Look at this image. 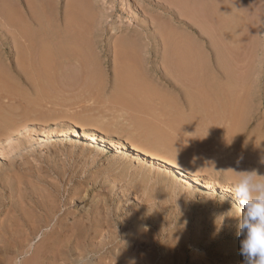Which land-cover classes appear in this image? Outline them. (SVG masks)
Here are the masks:
<instances>
[{
  "label": "rangeland",
  "instance_id": "rangeland-1",
  "mask_svg": "<svg viewBox=\"0 0 264 264\" xmlns=\"http://www.w3.org/2000/svg\"><path fill=\"white\" fill-rule=\"evenodd\" d=\"M24 2L0 0L5 10L20 16L17 22L25 18ZM68 2L81 4L86 12L76 30L86 43L87 65L83 69L79 62H69L71 69L59 78L64 82L60 89L66 90L61 96L67 104L70 98L72 107L61 104L59 95L58 103L67 108L57 104L50 110H57L52 117L43 111L46 119L42 110L36 111L35 120L31 115L30 121L19 123L24 125L19 131L0 138V264H40L52 242L58 257L69 258L67 264H242L235 217L240 206L227 189L236 177L232 169L264 174V154L256 153H260L258 142L264 143V0H50L51 24L62 28ZM2 15L0 81L32 94L17 74L19 36ZM229 18L234 22L231 28ZM184 22L198 29L196 34ZM236 22L241 28L237 31ZM217 25L216 36L223 37L220 32L226 26L235 25L234 31H240L235 44L241 42L237 48L243 56L235 49V58L243 59L246 67L242 64L237 72L246 77L251 91L250 109L240 121L229 123L223 118L214 125L210 121L214 115L205 117L189 108L188 97L162 62L163 41L154 39L166 29L167 36L173 35L170 42L182 44L187 36L201 50L200 38L206 34L202 29L214 32ZM119 39H128L133 49L128 59H116ZM128 73L144 89L132 96L136 101L120 104L114 95L129 94L117 80L129 77ZM16 102L11 105L18 113L26 103ZM87 133H94L97 140L105 137V142H94ZM132 145L145 148L146 154ZM155 149L167 158L175 155L172 159L183 169L215 189L191 182L148 156ZM53 229L56 234L51 235ZM70 235L78 238L70 240Z\"/></svg>",
  "mask_w": 264,
  "mask_h": 264
},
{
  "label": "bare ground",
  "instance_id": "bare-ground-1",
  "mask_svg": "<svg viewBox=\"0 0 264 264\" xmlns=\"http://www.w3.org/2000/svg\"><path fill=\"white\" fill-rule=\"evenodd\" d=\"M24 1H25L24 2L25 3L24 10L21 13V14H23V17H25L23 21L20 20V22H17L19 20L18 18L20 16L16 17L17 15H15V13H11L10 11L5 10L1 4H0V14H3L2 16L5 17L4 19L7 22V24L8 23L11 24V26L13 27V30H14L13 33L19 36V39H20L19 44H21L22 48L20 50H18L19 51V58H18L19 59V65H18L17 74H18V78L21 79V82L24 81L23 83H26V84L28 83L29 88H31L32 94H28V92L24 93V92H22V90H18V87L16 88L15 86H13L14 84L12 85L10 82H6V80L0 81V138L1 137L2 138L8 137V136L10 137V135L13 134V132L15 133L16 130H18L19 128L24 126L22 124H25L26 122H28L27 120L30 119L32 113H35L37 111V112H39L38 114H40L41 110H42L41 116L46 112H49V114H50L51 113L50 110L51 109L53 110V108H55V106L61 105V104H63V102L66 103V98L62 97V96H64V95H62V93L64 94V92L66 90L63 88L60 89L61 86H64V85H61L64 82H61L59 80L60 76H63L67 73V71L65 69H67V68L71 69V68H69V65H70L69 62L77 61V63L79 62V65L83 66L82 67L83 69L87 65L86 64L87 58L85 57L86 55L84 54V51H83L85 49V48H83L85 46L84 44H86V43L84 42V39L82 38L83 34L80 31L76 30V27L80 26L86 17V12L81 7L82 5L77 3V2H75V3L74 2H68V4L66 5L67 8H66L65 14L63 16V18H64L63 24L61 22L62 28H60L59 25L54 26L53 24H51V22H49L51 17H52L51 16L50 0H24ZM211 3H213V2H211ZM207 6H210V8H211V6L213 7V4L207 5ZM207 6H205V7H207ZM216 7H218V6H216ZM216 7L212 8V9L216 10ZM198 8H200V7H198ZM218 10L220 12V9H218ZM212 11H214V10H212ZM201 13H202V10H201ZM214 13H216V12L214 11ZM202 14L205 15L206 12L205 13L203 12ZM209 14H211V13H209ZM231 16H235V15L234 14L232 15V13H231ZM221 17H222V15H221ZM210 18H211V16H210ZM16 19H17V21H16ZM207 19L209 21V18H207ZM222 19H223V17H222ZM235 19H236V17H235ZM200 20H201V18H200ZM205 20H203V21H205ZM228 20L230 21L233 19L229 18ZM208 21H206L208 23V26L211 24L208 28L212 27V29H213L214 24L212 25L211 20L209 21L210 24ZM225 21H227V20H225ZM222 22H223V20H222ZM237 22H238V20H237ZM184 23L186 24V27L190 31H192V32L194 31V33L196 31H198V29L193 27L191 24H189L187 22H184ZM214 23H215V21H214ZM226 23H228V21ZM231 23L234 24V22L233 21L229 22L230 28H231ZM185 24H184V26H185ZM200 24L201 23H199V26H200ZM218 24H220V23L218 22ZM215 26H216V24H215ZM234 26L232 25L233 30L229 29V26H226V28L228 27V29L225 31H222V29H221L220 33H223V37L225 36V38L227 37V39H224L222 37V34H220V35H218V36H221L220 38H222L220 40H219V37L216 36L217 31L218 30L220 31L218 25H217L218 29H216V27H215L214 32L212 29L210 32L208 31V29L207 30L202 29V30H204V32L206 34L201 31L203 34H205V36H202L200 38L202 43H203L201 50L198 49L195 46V44H193L192 39L188 38L187 36L183 37L184 43H182V44H177L176 41L170 42L171 40H173L172 39L173 35L171 34L170 37L167 36V35H170V32L164 28H163L164 32L160 30L161 33H160L159 37L154 39V40H157L159 42L163 41L162 42L163 45L161 47V50H162V48H164V50L165 49L166 50L163 51L162 62L164 64H166V67H168L169 75L171 77H173L174 79H176V81H178L176 83H179V85L183 89L184 93L188 97L187 98V104H188L189 108L194 110L196 113H198L200 115L203 114L205 117L214 115L215 118L213 120H210L211 123H213V122L215 123V121L217 122V120H219V119H222V122H223V118L227 120L226 122L236 123V122L240 121L242 119V117H244L250 109L249 108L250 104L248 105V96L250 94L248 95V93L251 91V89L249 88V85L247 84L248 82L245 79L246 77L243 76L244 78H242V77H240L241 74L239 75L241 69L246 67L245 66L246 63L242 62L243 59H241V58L243 56L242 55L243 53L241 52L240 48H237L238 47L237 44L238 43L241 44V42H237V44H235L236 43L235 41L237 40L236 38H239V36H237V35H240L241 33H240V31H238L240 34L238 32H236L239 28L238 23L235 27L236 31H234ZM223 27H224V25H223ZM201 28L202 27L200 26V30H201ZM205 28H206V25H205ZM226 28H224V29H226ZM239 29H241V28H239ZM165 32H167L168 34L166 35ZM203 34H199V35L201 36ZM166 37H169V38L166 39ZM170 38H171V40H169ZM120 40L121 39H119V41ZM168 40H169V42H168ZM240 40L241 39H239V41ZM131 41H133V39ZM220 41L221 42L223 41V42L221 43ZM224 42H226V44L228 43L227 44L228 47L225 46L226 44H224ZM155 43H156V41H155ZM230 43L235 44L236 46L232 45V47L235 46L236 48L230 47L231 46V45H229ZM157 45H158V42H157ZM115 49H114L116 52L115 56H116L117 60L120 58H123V57L128 59V56H130L129 53L133 54V49H132L131 45L128 43V39L120 41L117 45H115ZM202 49H204L205 51L208 52V55H209L208 58L205 56V54L203 56V52H202L203 50ZM232 49L234 51H232ZM235 49H239V51L238 50L237 51H238V53L240 52L241 58L237 57V56L236 57L241 59V65L239 62L240 59L238 60L237 58H235V52H237V51H235ZM161 50H159L158 53H161ZM233 53H234V55H233ZM237 55H239V54H237ZM125 56H127V57H125ZM134 56H135V54H134ZM233 56H234V59H233ZM134 58H136V57H134ZM130 60H133V57L130 58ZM77 63L75 62L74 64H77ZM66 64L68 65V67ZM242 64H244V67ZM79 65H76V66H79ZM63 67H65V68L63 69ZM238 68L240 70V71H238L239 73L237 72ZM85 69H87V68H85ZM121 69L123 70V68H121ZM122 70H121V72H122ZM123 71H125V70H123ZM76 72H77V70H76ZM72 75L74 76V74H72ZM128 75H129V77L127 76V78L117 80L118 85L122 86L120 88L121 89L124 88L126 93L131 95V96L128 95V97H127L126 94L124 93V91H122L124 93V96H123V93L122 94L119 93L118 95L116 93V95H114V96H116L118 100L117 99L115 100V97L113 100H115V102L119 101L120 104L123 102L136 101V100H134L135 98H133L132 96H134L135 93H137L138 91H141L142 89H144V84H141V83L137 84V82L132 80V76H130L129 73H128ZM133 79H134V75H133ZM222 79L225 80V82L223 80L224 83H221L220 80H222ZM127 87L129 88V90H126ZM249 89H250V91H249ZM63 90H64V92H61ZM59 92H61V93L59 94ZM59 95H60V98L62 97L64 101L60 100ZM150 95L152 96V94H149V96ZM143 96H141V97H143ZM129 97H131L133 99L130 100ZM57 98H59V99H57ZM146 98L148 99L147 96L145 97V99ZM1 99L8 100L7 101L8 104H5L6 101L2 102ZM67 99H68V97H67ZM149 99H150V97H149ZM68 100H69L68 104L66 103L67 107L72 105L71 103H69L70 98ZM20 101H24L26 103V105H24L25 107L22 106L21 111L17 113L14 111L17 109V106H12L11 104H12V102H14L13 104L15 105V102H16V104L19 106ZM58 101H61V104H59ZM147 101H145V102H147ZM9 102H11V103L9 104ZM143 104H144V101H143ZM44 106L46 107L47 111H46V109L43 110L44 108L41 109ZM49 106L52 108H50ZM61 106H65V104L61 105ZM70 107H72V106H70ZM70 107H68V108H70ZM254 108H253V110H254ZM43 111H45V112L43 113ZM68 111H70V110H68ZM56 112H57V110H56ZM53 113L54 112H52L50 114L51 117H52ZM45 115L42 116L43 119L48 118V116L47 115L45 116ZM16 116H18L19 119L16 118ZM31 118H33L35 120L37 117L34 118V116L32 115ZM19 123H22V124H19ZM218 123H219V121H218ZM20 125H22V126H20ZM214 125H216V123ZM82 127H83V125H82ZM234 129L235 128H233V130ZM93 134L87 133L88 137L91 140H94V142L96 141L97 143L98 142H102V143L105 142V140H104L105 137L103 135L102 136L104 138H98L97 137L98 138V140H97ZM2 138H1V140H5ZM146 140H148V139H146ZM142 141H144V140H142ZM138 143H140V142L138 141ZM155 143H157V142L154 141V144ZM157 144H159V141ZM259 144L260 143L258 142V146H259L258 149H259L260 153H258V150H256V149L255 150L257 151L256 152L257 154L263 156L262 154H264V143L262 141L261 144L260 145ZM135 145H136V143H135ZM134 146L132 145V147L135 148L137 152L140 151V153L142 152V154H146L147 150L145 152L143 151V150H145V148L143 149L139 145H137L139 147H136V146L134 147ZM137 148L138 149L140 148V149L138 150ZM155 150H156L155 153L154 152L151 153L148 151L147 152L148 156L154 157V158H157V159L163 161L165 163V165L167 164V165H169L170 168H174L175 171H177V173L181 174L182 176H185L191 182L201 184L202 186H205L207 188L215 189L214 186L210 185L209 182L206 183V181L204 182L202 179H200V177L199 178L194 177L191 174H189L190 172L183 169L184 167L183 166L181 167L177 163L178 162L177 160H176L177 162L175 160H173L174 157L176 158L175 155H174V157L170 156L171 158L167 155L168 156V158H167L166 156L162 155L163 154L162 151H161V153H162L161 154L160 151L157 152V149H155ZM172 151H174V150H172ZM261 152H263V153H261ZM192 174H195V173L192 172ZM222 188H224V187L222 186ZM225 188L227 189V187H225ZM227 190L229 191L230 189H227ZM232 195H234V194H232ZM24 215H26V214H24ZM5 218H7V217H5ZM44 219H45V217H44ZM50 219H52V218H50ZM40 220H42V219H40ZM33 221H34V219H33ZM46 222H47V220H46ZM46 224H48V223H45V225ZM33 230H35V228L32 227V230L30 229V232H34ZM14 231H16V230H14ZM36 231L34 233V236L36 234ZM52 234H56V231L54 229L51 230V235ZM80 234H81V232H80ZM81 236H82V234H81ZM26 237H28V236H26ZM65 237L66 236H64V238ZM72 237L74 239L78 238L77 235H72V236L70 235L67 238L71 240ZM45 239L46 238H44L43 241H45ZM126 239L124 241H126ZM26 240H27V238H26ZM7 243L9 244V242H7ZM76 243H78V242H76ZM129 243H131V241H129ZM54 244H55V242H52L50 244V251H48L49 249L46 251V253H48V254L45 253V255L42 259V262L40 264H67L68 262H71L67 256L64 255V256L58 257L57 253L55 254V252H53L54 251L53 250ZM125 245H128V244H124L123 246H125ZM119 246H121V244ZM17 249H19V248H17ZM119 250H121V249H119V247H118L117 252ZM78 252H79L78 253L79 255H82V250L80 248H78ZM16 254H20V253L16 252ZM22 254H23V251H22ZM33 255H34V253H33ZM31 260H33V257H32V259L30 258V262H31ZM59 260L61 261V263L59 262ZM144 260L142 259L143 262H144Z\"/></svg>",
  "mask_w": 264,
  "mask_h": 264
},
{
  "label": "clouds",
  "instance_id": "clouds-1",
  "mask_svg": "<svg viewBox=\"0 0 264 264\" xmlns=\"http://www.w3.org/2000/svg\"><path fill=\"white\" fill-rule=\"evenodd\" d=\"M232 170L236 177L230 190L240 206L235 217L242 264H264V174L255 169Z\"/></svg>",
  "mask_w": 264,
  "mask_h": 264
}]
</instances>
